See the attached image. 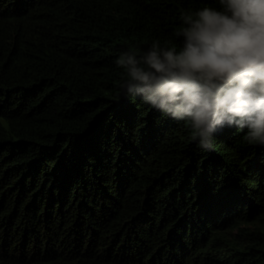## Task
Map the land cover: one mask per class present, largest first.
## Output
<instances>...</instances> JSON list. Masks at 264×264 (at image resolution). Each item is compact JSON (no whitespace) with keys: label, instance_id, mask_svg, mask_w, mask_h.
Here are the masks:
<instances>
[{"label":"trees","instance_id":"16d2710c","mask_svg":"<svg viewBox=\"0 0 264 264\" xmlns=\"http://www.w3.org/2000/svg\"><path fill=\"white\" fill-rule=\"evenodd\" d=\"M219 0H0V264H264V144L119 96L115 59Z\"/></svg>","mask_w":264,"mask_h":264},{"label":"clouds","instance_id":"9594fccd","mask_svg":"<svg viewBox=\"0 0 264 264\" xmlns=\"http://www.w3.org/2000/svg\"><path fill=\"white\" fill-rule=\"evenodd\" d=\"M219 5L181 13L179 48L157 41L115 59L123 72L117 99L139 97L184 122L205 151L226 127L244 131L249 144H264V0Z\"/></svg>","mask_w":264,"mask_h":264}]
</instances>
